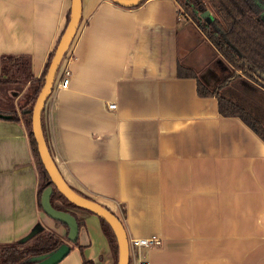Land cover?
<instances>
[{"label": "crops", "instance_id": "crops-1", "mask_svg": "<svg viewBox=\"0 0 264 264\" xmlns=\"http://www.w3.org/2000/svg\"><path fill=\"white\" fill-rule=\"evenodd\" d=\"M69 8L0 0V56H27L39 78ZM190 24L174 0H81L56 75L68 70L69 84L45 102L44 138L65 182L113 212L127 239H162L144 252L149 264H264V141L177 75L196 52ZM34 88H1L0 113H19ZM37 182L23 123L0 119V244L36 226L69 244L66 227L38 209ZM70 212L81 222L77 244L57 264H112L98 217Z\"/></svg>", "mask_w": 264, "mask_h": 264}, {"label": "trees", "instance_id": "trees-1", "mask_svg": "<svg viewBox=\"0 0 264 264\" xmlns=\"http://www.w3.org/2000/svg\"><path fill=\"white\" fill-rule=\"evenodd\" d=\"M145 1L143 0L138 6L142 5ZM174 1L177 5L178 16L189 20L203 34L221 60L231 68L228 76L211 87L205 85L193 69L178 65L177 75L180 78H195L197 93L200 97L215 98L218 113L221 116L240 119L253 133L264 141V0ZM208 9H210L213 15L208 12ZM205 12H207V15L203 16ZM207 17L209 18L208 22L206 21ZM68 18L69 13L67 14L61 34L65 29ZM60 36L47 58L41 76L37 79H34L30 72V60L27 56L6 54L0 56V90L4 86L15 85L22 87L27 83L35 85L32 96L19 107V113L16 111H11L8 115L0 113V119L21 121L24 125L37 172L36 200L38 209L42 211L40 205L41 193L48 186H51L50 202L52 206L55 209L68 212L75 217L67 208H80L68 202L51 184L41 164L36 143L31 133L32 108L43 85L48 65ZM68 49L63 55L62 60ZM236 79L248 82L252 89H259L262 98L260 96V98L254 99L251 96L243 97L241 95L233 97L234 91L230 85ZM41 128L44 134L42 115ZM72 190L82 197L91 199L73 188ZM54 202H59L63 207L55 206ZM75 219L78 228H80L81 222L76 217ZM98 219L102 232L109 244L113 259L112 264H117L118 246L116 238L108 224L101 218L98 217ZM36 227L39 228L38 232L26 242L18 240L14 243L0 244V264H30L32 257L47 254L64 243L55 233L46 231L41 226ZM73 244L76 245L77 241ZM82 264L92 263L83 259Z\"/></svg>", "mask_w": 264, "mask_h": 264}, {"label": "water", "instance_id": "water-1", "mask_svg": "<svg viewBox=\"0 0 264 264\" xmlns=\"http://www.w3.org/2000/svg\"><path fill=\"white\" fill-rule=\"evenodd\" d=\"M110 1L122 8H134L138 6L143 0ZM80 15L81 0H70L69 18L67 24L56 45L54 54L46 71L43 85L37 95L36 101L32 108L31 133L36 143L37 153L39 155L41 164L47 176L49 177L51 184L68 202L80 208L81 210L96 215L108 224L116 238L118 246L117 264H129V249L127 243L128 239L121 221L115 216L113 212H111L105 206L101 205L100 203L94 200L80 196L75 191H73L72 188L65 182L48 150L44 134L41 128V115L44 109L45 102L48 99L53 88V84L55 82L63 55L69 48L75 36L80 21ZM206 15L207 12L203 14V16ZM51 193V186H48L41 193L40 205L42 208V212L52 220H55L56 222H59L60 224L66 226L67 241L73 244L76 242L78 237L79 228L77 221L75 217L72 216L70 213L55 209L52 206L50 202ZM38 230V227L33 228L30 232H28L24 237L21 238V241H28L38 232ZM69 252V244L63 243L58 248L47 254L32 257L30 259V264H57L63 258H65Z\"/></svg>", "mask_w": 264, "mask_h": 264}, {"label": "rangeland", "instance_id": "rangeland-1", "mask_svg": "<svg viewBox=\"0 0 264 264\" xmlns=\"http://www.w3.org/2000/svg\"><path fill=\"white\" fill-rule=\"evenodd\" d=\"M208 10V12L213 15L210 9ZM179 17L181 18L182 16ZM208 20L209 18L207 17L206 21L208 22ZM189 28L192 30L189 38L196 52L193 56L191 55L192 57L190 56V58L188 59V65L191 67L190 69H193L195 71L199 79L205 85L210 87L216 85L217 83L222 81L226 76L229 75V73L231 72V68L221 60L220 56L216 53L211 44L194 25L190 24ZM190 60L191 62H189ZM184 67L188 68L186 65ZM32 85L34 86V84H31V86ZM230 86L231 89L233 88L232 90L234 91L233 97H239L241 95L243 97L251 96L254 99H258L261 96L259 89H252L251 85L242 79L234 80ZM28 95L29 91L25 93V98H27ZM21 103L22 100L20 101V103L18 102V107L21 106ZM8 104L10 105V99ZM54 205L58 207H63L59 202H54ZM67 209L71 211L73 208ZM68 243L72 245V243Z\"/></svg>", "mask_w": 264, "mask_h": 264}, {"label": "built area", "instance_id": "built-area-1", "mask_svg": "<svg viewBox=\"0 0 264 264\" xmlns=\"http://www.w3.org/2000/svg\"><path fill=\"white\" fill-rule=\"evenodd\" d=\"M70 73L68 70L61 72L60 76L55 79L53 89H66L69 84ZM115 104H109V109H115ZM129 252L134 255L131 264H149L145 258L144 252L162 245V239L155 235H149L144 238H129L127 240Z\"/></svg>", "mask_w": 264, "mask_h": 264}]
</instances>
